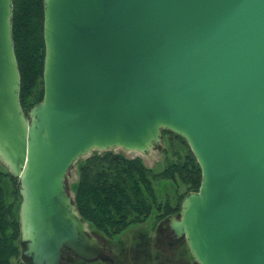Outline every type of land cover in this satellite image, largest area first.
Here are the masks:
<instances>
[{
    "label": "water",
    "instance_id": "water-1",
    "mask_svg": "<svg viewBox=\"0 0 264 264\" xmlns=\"http://www.w3.org/2000/svg\"><path fill=\"white\" fill-rule=\"evenodd\" d=\"M43 97L24 113L12 0H0V162L22 256L109 260L67 180L93 151L149 156L163 131L200 169L171 229L194 264H264V0H43Z\"/></svg>",
    "mask_w": 264,
    "mask_h": 264
},
{
    "label": "trees",
    "instance_id": "trees-1",
    "mask_svg": "<svg viewBox=\"0 0 264 264\" xmlns=\"http://www.w3.org/2000/svg\"><path fill=\"white\" fill-rule=\"evenodd\" d=\"M43 21V0H12V38L20 73L19 98L26 115L29 107L41 101L44 92ZM166 135L168 149L163 150L174 159L165 162L157 173L145 166L140 157L128 158L111 150L93 151L75 163L78 177L70 185V191L78 213L91 229L112 237L127 225L138 222L142 214L149 213L158 204L154 180L172 182L175 191L184 188L175 210L179 209L183 196L198 190L201 169L188 144L182 137L164 130L163 137ZM174 140L179 141L178 144L173 143ZM17 184V178L5 166L0 168V264H25L21 255ZM65 251L70 250H62L61 264L64 261L89 264L74 254L69 261L67 256L63 257ZM131 256L137 264H146L153 258L150 244L141 246L136 257Z\"/></svg>",
    "mask_w": 264,
    "mask_h": 264
},
{
    "label": "flooded vegetation",
    "instance_id": "flooded-vegetation-1",
    "mask_svg": "<svg viewBox=\"0 0 264 264\" xmlns=\"http://www.w3.org/2000/svg\"><path fill=\"white\" fill-rule=\"evenodd\" d=\"M155 173H157V172H155ZM154 181L156 182V180H154ZM163 181L165 182L166 180H163ZM165 184H168L172 188L171 192H169L170 194L166 195L163 200H161L160 198L159 199L157 198L158 204L154 207L153 210H151L149 213L142 214V216L140 217V220L138 222L127 225V227H125L124 229H126L130 226H133V225L141 226V228L135 233V236L133 235V237H135L134 244H136V246L137 245L139 246V245H145L146 243H149L150 247H152V249L154 251L155 256H157L159 254L158 250L160 251L162 246L167 247V248H171V250L167 249V250H170L168 252L169 255L171 253H173L175 250L177 251V255H178V257H176L177 259L170 261L171 259L169 257H166L165 261H160V264H192V262H191L192 258H191L185 237L184 236H178L175 233V231L173 229H171V227L169 225V220L172 216L178 217V213L181 209L182 201L187 194L185 196H183L182 199L180 200L179 209L175 210L177 207L178 201H179V199H178L179 195L174 198L175 189H174V184L172 182H165ZM156 191H158V189ZM157 196H158V192H157ZM87 227H89L88 224H87ZM91 230H93V232L96 234L95 236H97L100 240H101V238L108 237L104 234L103 235L100 234V232L95 230V229H91ZM123 230H121V232ZM94 233H92L91 235H93ZM118 234H116V235H118ZM116 235H114V236H116ZM101 242L105 246L104 247L105 253L108 254L107 253V250H108L107 244L104 243L102 240H101ZM135 247H133V248H135ZM127 248H128L127 249L128 257H126L125 259L129 263L131 260L132 264H137L136 261L131 256V252L133 251L132 250L133 248L131 249V245H128ZM172 248H174V249H172ZM129 257H130V259H129ZM109 258H110L109 260H106V261L98 260V262L100 261V262H104L107 264H120L118 261H116L112 257L109 256ZM91 263H93V262H91ZM91 263H89V264H91Z\"/></svg>",
    "mask_w": 264,
    "mask_h": 264
},
{
    "label": "rangeland",
    "instance_id": "rangeland-1",
    "mask_svg": "<svg viewBox=\"0 0 264 264\" xmlns=\"http://www.w3.org/2000/svg\"><path fill=\"white\" fill-rule=\"evenodd\" d=\"M29 108L27 109V111L29 110ZM166 137H167V135L165 137H163V143H162L160 149H157V150L153 151L149 156H143V155H140V154H138L136 152H124V151H122L120 149H116V150H113V151L114 152H121L128 158L140 157V159L142 160V162L144 163L145 166L151 168L153 170V172H159V171H161L163 169L165 162L174 159V157L172 158V156H170V153H166V151L163 150L165 148L168 149V143L166 141L167 140ZM178 142L179 141H177V140L173 141V143H175V144H178ZM83 158H86V157H83ZM2 165H3V163L0 162V168L1 169L4 166V165L3 166ZM77 177H78V175H77V166L75 164L73 169L70 172L69 179L67 180L69 187H70V185L72 183L77 181ZM165 182H169V181H165ZM165 182L163 180H156V182L153 181V185H154L155 189L156 190L158 189L157 198L158 199L160 198L161 200H163L166 195H169L170 194L169 192H171V190H172V188L168 184H165ZM183 190H184V188H180L179 190L177 189L175 191L174 198L176 196H178ZM189 192H194V191H189ZM89 228L90 227H88L89 233L90 234L94 233L93 230H91V228L90 229ZM140 228H141V226H139V225H133V226H130V227L124 229L121 233H119L116 236H113L111 238L110 237L101 238V240L104 243H106L107 246H108V250H107L108 255L110 257H112L113 259H115L116 261H118L120 264H132L131 260H130V263H129L125 259L126 257H128V255H127V249H128L127 246L131 245V249L136 246V244H134L135 237H133V235L135 236V233ZM93 235H96V234L94 233ZM141 246H143V245H139V246L137 245L135 248H133L132 249L133 251L131 252V255L136 257L137 253H138V249ZM150 249L153 251L152 247H150ZM167 249L171 250V248H167V247L162 246L160 251L158 250L159 254L157 256L154 255V251H153L152 254H153L154 257L149 259L146 264H156V263L160 264V261H165L166 257H169L171 259L170 261H173L174 259H177L176 258V257H178L177 251L175 250L173 253H171L169 255L168 252L170 250H167ZM172 249H174V248H172ZM22 251H23V246H22ZM65 256H67L66 258H68L69 261H70L71 258L72 259L74 258L73 253H71L70 251H65L64 254H63V257H65ZM129 259H130V257H129ZM26 261L24 259L23 262L25 264H29V262L28 261L26 262ZM191 262H192V264H194L192 259H191ZM63 264H66V262L64 261ZM79 264H82V263H79ZM93 264H107V263L96 261L95 263L93 262Z\"/></svg>",
    "mask_w": 264,
    "mask_h": 264
}]
</instances>
